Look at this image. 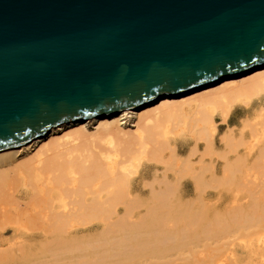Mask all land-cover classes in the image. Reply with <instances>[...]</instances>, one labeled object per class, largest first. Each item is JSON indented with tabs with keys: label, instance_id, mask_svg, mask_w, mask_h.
Segmentation results:
<instances>
[{
	"label": "bare ground",
	"instance_id": "bare-ground-1",
	"mask_svg": "<svg viewBox=\"0 0 264 264\" xmlns=\"http://www.w3.org/2000/svg\"><path fill=\"white\" fill-rule=\"evenodd\" d=\"M245 70L0 149V236L50 239L0 264H131L234 233L264 260V63ZM220 191L233 200L211 214Z\"/></svg>",
	"mask_w": 264,
	"mask_h": 264
},
{
	"label": "water",
	"instance_id": "water-1",
	"mask_svg": "<svg viewBox=\"0 0 264 264\" xmlns=\"http://www.w3.org/2000/svg\"><path fill=\"white\" fill-rule=\"evenodd\" d=\"M262 63L264 0H0V149Z\"/></svg>",
	"mask_w": 264,
	"mask_h": 264
},
{
	"label": "rangeland",
	"instance_id": "rangeland-1",
	"mask_svg": "<svg viewBox=\"0 0 264 264\" xmlns=\"http://www.w3.org/2000/svg\"><path fill=\"white\" fill-rule=\"evenodd\" d=\"M225 129V128H224ZM186 153H187V151L186 152H184L182 155H186ZM155 180H154V178L153 177H148V178H146L145 179V183H151V182H154ZM183 181H186L187 182V178H184L183 179ZM190 180L188 179V182H189ZM147 188V187H146ZM262 190V189H261ZM264 190V189H263ZM223 192V193H222ZM139 193V192H138ZM222 193V194H221ZM261 193H262V195H260V192H258V195L256 196V198H258V201L260 200H263V201H261L262 202V204L264 205V191H261ZM140 194V193H139ZM147 194V192H145V193H143V194H140V196L141 197H145V195ZM220 196H222V197H220L219 198V195H218V198L219 199H217V204H215V205H213V206H210L209 208H208V212H210L211 210H213V211H217L218 212V214L220 215V214H222V212L224 211H226L225 209L227 208L228 209V206L229 205H231V204H229L230 202H231V200H233V198L232 197H230L231 196V193L230 192H226L225 193V191H220V193H218ZM230 195V196H229ZM236 197H234V199L236 198L237 199V197H239L237 200H242V194H238V195H236V194H234ZM262 196V197H261ZM232 198V199H231ZM231 199V200H230ZM227 202H226V201ZM246 200V199H245ZM228 201H229V203H228ZM240 201H238V202H240ZM259 201V202H260ZM260 202V203H261ZM237 207V206H236ZM207 210V209H206ZM140 211H141V213H143L144 212V209L143 208H140ZM213 211H211L210 213L212 214L213 213ZM140 213V214H141ZM211 214H210V216H211ZM180 222V221H179ZM180 226V227H179ZM181 226H184L183 224H180V223H178V227L179 228H181L179 231L182 233V231H184V235H186V233H185V230H183V227H181ZM210 226V230H215V229H213V227L211 228V225H209ZM175 228H177V227H175ZM218 228V227H217ZM130 231V228H129V226H126L125 227V231L123 232L124 234H126V233H128ZM198 231V230H197ZM211 231V232H212ZM216 231H219V230H215V232ZM179 232V233H180ZM200 232H201V230H200ZM210 232V233H211ZM178 233V234H179ZM198 234H200L199 232H197ZM213 233H214V231H213ZM222 233V232H221ZM262 232H260V234H261ZM264 233V232H263ZM218 234V233H217ZM183 235V236H184ZM203 234H200L199 236H201V238L203 239V236H202ZM211 235V237H208V235H206V237L209 239H207L206 237V239H201V238H199V239H201L202 241H204V240H206L205 242H202L203 243V245H202V243H200L201 244V246H197V247H194V249H192V252L190 253L188 250H187V248L184 246V243L183 244H181V246L179 245V247H182V249L181 248H179L180 250H171V253L172 254H170V255H168V256H165V257H158V256H156V257H154V258H151V253L152 252H154L155 254L158 252L157 251V249H153V251L151 252V253H144L145 255H147L148 254V257L147 256H145L143 253V256L144 257H146V258H144L143 256V260H141L142 258L140 257V255H137L136 257H137V259L139 260H135V258H134V262L133 263H131V264H136L137 262H138V264H188V262H189V264L190 263H192V264H194L195 262H194V260L195 261H197V259H198V257L201 255V256H203V257H205L206 259H207V257L208 256H210L211 258H213L214 259V257H215V255L217 256V258H218V256L220 257V255L225 259V262H226V264H264V260L263 259H261L262 257H259L258 255H252V254H250L249 253V248H248V246H247V238L244 236V237H240L237 233H234L233 235H229L226 239H223L222 238V240L221 241H219V242H216L215 241V237L213 238V240L211 239L213 236H216V235H213V234H210ZM213 235V236H212ZM220 235V234H219ZM218 235V236H219ZM223 235V233L220 235V236H222ZM124 235H122V237H123ZM217 236V237H218ZM216 237V238H217ZM211 239V240H210ZM182 240V239H181ZM227 240H230V241H232V244H229V245H227L226 246V249H227V251H225V249H223L224 251H222V247H221V250H220V246H221V244H223L224 242H226ZM49 241H50V239H47V238H44V237H37V238H29V237H25V236H19V237H17V236H12L11 235V233H7V234H3L2 236H0V259H1V261L2 262H0V263H4L3 262V260H4V258L6 257V259L8 258V256H9V258L11 259L12 257L14 258V259H16L15 257H17L18 256V253H19V255H20V251L18 252V250H19V248L20 247H23L25 250L26 249H28V248H32V249H34L35 247H44L45 245H47L48 243H49ZM52 241V240H51ZM213 241H215L216 243H214ZM102 242H106V240H104V241H98V242H96L95 244H100V243H102ZM206 243V244H205ZM45 244V245H44ZM155 245H158V243L157 244H155ZM162 247H163V245L162 244H160ZM159 245V246H160ZM160 246V247H161ZM219 246V247H218ZM162 247H161V249H162ZM178 247V246H177ZM184 247V248H183ZM217 247L219 248V249H217ZM186 248V249H185ZM198 248V249H197ZM23 249V250H24ZM111 249H113L111 246L110 247H106L105 248V255H107V256H109L110 255V253H111V255H112V253L114 252V250H111ZM161 251V250H160ZM187 251V252H186ZM190 253V254H189ZM194 255H193V254ZM13 256H12V255ZM21 254H22V252H21ZM140 254V253H139ZM193 255V257H192V255ZM215 254V255H214ZM205 255V256H204ZM214 257H213V256ZM10 256H12V257H10ZM201 256H200V258H201ZM3 259H2V258ZM138 257H140V258H138ZM197 257V259H195ZM8 258V260H10ZM12 258V259H13ZM188 258V259H187ZM193 258V259H192ZM199 258V259H200ZM211 258H208V260H209V262H210V259ZM217 258H215V259H217ZM190 259H192V260H190ZM212 259V260H213ZM141 260V261H140ZM212 260H211V262H210V264H213L212 263ZM135 261H136V263H135ZM214 263H215V261H214ZM196 264H198V262L196 263Z\"/></svg>",
	"mask_w": 264,
	"mask_h": 264
}]
</instances>
